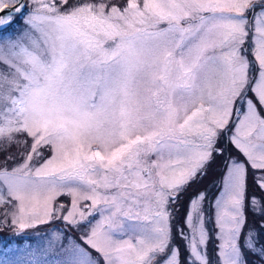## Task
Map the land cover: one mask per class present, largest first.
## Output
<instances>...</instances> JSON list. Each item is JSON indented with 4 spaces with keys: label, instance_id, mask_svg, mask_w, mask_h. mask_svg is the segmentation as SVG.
<instances>
[{
    "label": "snow or ice",
    "instance_id": "snow-or-ice-1",
    "mask_svg": "<svg viewBox=\"0 0 264 264\" xmlns=\"http://www.w3.org/2000/svg\"><path fill=\"white\" fill-rule=\"evenodd\" d=\"M255 7L252 0H31L29 30L0 39V222L10 215L21 229L29 216L44 222L39 217L51 218L53 200L66 192L73 200L65 220L92 224V210L100 219L82 244L70 242L61 264H180L169 201L202 172L218 130L233 120L230 140L246 159H232L216 200L219 256L243 264L236 239L246 171H264V4L251 24L245 15ZM29 8L0 0V28ZM249 40L254 74L243 54ZM12 149L23 163L9 168ZM257 183L264 189V175ZM203 199L191 201L176 232L194 262L210 264L200 247ZM129 232L139 234L125 239Z\"/></svg>",
    "mask_w": 264,
    "mask_h": 264
},
{
    "label": "rangeland",
    "instance_id": "rangeland-1",
    "mask_svg": "<svg viewBox=\"0 0 264 264\" xmlns=\"http://www.w3.org/2000/svg\"><path fill=\"white\" fill-rule=\"evenodd\" d=\"M122 2V1H121ZM253 5L256 7L254 10H249L245 13L248 17L249 23H252L253 16L256 14L261 13V4H264V0H252ZM27 4L30 5V8L24 12L22 16L23 22L19 24L15 29L10 30L8 27L11 25L16 16H13L12 22L3 27L1 29H6L5 31L0 33V39L5 38H20L22 37L23 33L29 30V24L26 22L28 19V13L31 11V0H27ZM252 33H250L251 37ZM251 40L245 43L244 49L247 46L248 52L246 51L243 53L247 55L249 61L251 62L250 67V74H254L258 72L259 65L258 62H255L253 59V54L251 50ZM249 53V55H248ZM254 61L255 63H253ZM233 120L229 121L228 126L224 130H218V135L215 139L213 144L212 154L210 159L204 165L203 170L207 168V175L203 177L200 182L202 183L201 188H197L195 191V195L190 198V201L187 204V212L189 211L190 203L193 199L197 198L200 193L204 194V199L199 202V207L202 211L203 218H204V227L206 230V244L201 245L200 247L204 250L207 255V259L210 261V264H222V257L219 256L220 252V245L224 243V239L222 238V234L218 227L217 217L219 213H222L223 207L217 206L216 200L217 197L220 196L221 192L223 191V181L224 177L227 173V166L231 163L232 159H236L239 161H245V156L242 152L235 146V144L230 140V136L234 132L233 127ZM232 124V125H231ZM231 125V126H230ZM224 131L227 132L226 138H223ZM27 137H21V139H26ZM30 143V141H29ZM232 148V149H231ZM231 149V150H230ZM43 156L44 158H48L51 155V149H43ZM233 151V152H232ZM235 151V153H234ZM239 151L244 158L240 157L239 154L236 152ZM224 154V155H223ZM7 155H12L13 159L7 161V166L9 168L15 167L20 163H23L22 155L18 154L16 149H12ZM220 155H223L225 169L222 173V177L219 178V182L215 186L214 189L212 187L214 185H210V182L214 178V176H210L206 178L210 173V164L213 159H217L220 161ZM6 159V154L0 152V164H4ZM4 160V161H2ZM35 160V158H34ZM43 161L41 160L40 163ZM38 166V165H37ZM217 168H214V173ZM202 170V171H203ZM257 170V169H256ZM200 173L197 174L196 178L191 181L188 186L184 187L178 194H176V199L174 201L170 200L168 204V211L171 213V222L173 225V230L176 227V219L175 217L178 216L181 208L183 207V202L177 204V201L184 198L183 192L184 190L189 189V185L193 184L197 181L198 176ZM247 175H248V168L246 171V178H245V198H244V206H243V215H244V224L240 230V233L236 239L237 247L240 251V259L243 264H253L252 259L255 260L256 264H264V249L261 247L259 241V231L261 226L259 227V223L255 222L253 217L248 215L247 209L250 208L254 211V214H259L264 216V209L261 207V204H264L262 201V197L258 195V193L252 191L251 194L247 197L246 196V189H247ZM264 175V171L257 170L255 176L259 177ZM197 187V186H196ZM86 189H82L81 191H85ZM191 191V189L189 190ZM66 196V197H65ZM70 198V203L65 205L61 201H64L66 198ZM259 202L256 205L252 204V198ZM73 196L68 195L66 192L62 195L57 196L53 202V213L51 218L40 216L39 219L43 220L44 222H37V218L34 217H27L25 222L28 223L30 226L24 229L19 227V224L12 223V216L10 215L7 220L0 222V226H8L11 229V234L14 236L12 240H6L0 237V264H61V261L65 257V249L69 246L70 242L75 243H83L82 237L90 232L91 226L96 222V220L100 219V213L98 210H92L93 215L88 217L92 224L87 222H78L72 223L71 220H65L64 217L67 215L68 210L71 208ZM14 206L10 209V211H17L16 202H13ZM78 207L85 211L86 213L91 210V202L90 201H77ZM63 205V208L59 206ZM100 206H97L99 209ZM3 213V208H0V215ZM186 217V216H185ZM76 221H79V215L73 217ZM184 220V219H183ZM252 220V221H251ZM53 221H58V225H60L61 221H65L71 227H73L77 231V235L72 234L68 231L63 225L57 227H49L48 223ZM17 231L19 233H17ZM185 235L190 234V230L187 227H184ZM9 234V235H11ZM137 233L129 232L124 238L127 239L129 237H135L138 235ZM249 234L252 237V247H249L247 244ZM8 235V236H9ZM7 236V237H8ZM176 235L172 232V241L171 244L179 247L180 255L179 260L180 264L182 262V247L178 245ZM185 240V248L188 251V241ZM99 259L100 256L97 253H93ZM159 260L160 257H157ZM188 259L193 262V264H200L199 261H193L190 257V253L188 251Z\"/></svg>",
    "mask_w": 264,
    "mask_h": 264
},
{
    "label": "trees",
    "instance_id": "trees-1",
    "mask_svg": "<svg viewBox=\"0 0 264 264\" xmlns=\"http://www.w3.org/2000/svg\"><path fill=\"white\" fill-rule=\"evenodd\" d=\"M72 2H75V0H72ZM24 12H22L18 15H15L16 16L15 21L11 25H9V27H8L10 30L15 29L19 24H21L23 22L22 16L24 15ZM5 30L6 29H1L0 33L5 31ZM245 50L247 53L248 52L247 46L245 47ZM248 55H249V53H248ZM253 59H254V57H253ZM252 62L255 63L254 61H252ZM236 152L239 154L240 157L244 158V156L239 151H236ZM234 153H235V151H234ZM223 160H224V157L222 155H220V161H218L215 158L212 160V164L210 165V173L208 174V176L206 178L210 179L211 175L214 176V178L210 182L211 186L214 185L212 187V189L215 188V186L218 183L219 178H221L222 171L224 169ZM2 161H4V160H2ZM214 168H217L215 173H214ZM256 171H257L256 169H253L250 166L248 167L246 196L248 197L251 194V192L254 191V192L258 193V195L260 197H262V201L264 203V189H262L257 183V176H255ZM207 173L208 172H206L205 174H200L198 176L197 181L194 182V185L190 184L189 189L184 190V192H183L184 198L181 201V203H182L184 200L183 207L181 208L180 213H179V217L177 218L176 227L183 225V223H184L183 219L185 218L186 212H187V204L190 201V198L195 195L196 189L202 187V183L200 182V180L203 177H205L207 175ZM190 189H191V191H189ZM247 211H248V215L251 217V219L253 217L254 221L259 223V227L261 226V229L259 231V241H260L261 247L264 249V216H261L259 214H254V211H252V209H250V208H248ZM53 223H55V221L48 223L49 227L52 226ZM60 225H63L68 231H71L74 233V235H77V231L73 227H69L65 221H61ZM175 230H176V228H175ZM17 233H19V232L17 231ZM9 234H11L10 227L5 226V225L0 226V237L1 238H4L6 240H12L14 238V236L12 234L11 235H9ZM173 234H175L177 237L176 239H177L178 245L180 247H182V262H181V264H193V262H191L188 259V251L184 246L185 240L182 239L179 235H177V232L174 230H173ZM252 262H253V264H256L255 260H253V259H252Z\"/></svg>",
    "mask_w": 264,
    "mask_h": 264
},
{
    "label": "water",
    "instance_id": "water-1",
    "mask_svg": "<svg viewBox=\"0 0 264 264\" xmlns=\"http://www.w3.org/2000/svg\"><path fill=\"white\" fill-rule=\"evenodd\" d=\"M24 3H26V4H27V0H24Z\"/></svg>",
    "mask_w": 264,
    "mask_h": 264
}]
</instances>
